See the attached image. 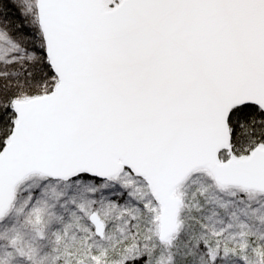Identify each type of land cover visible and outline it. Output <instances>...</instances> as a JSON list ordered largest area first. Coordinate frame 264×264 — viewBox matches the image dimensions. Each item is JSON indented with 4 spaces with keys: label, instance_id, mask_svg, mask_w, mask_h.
<instances>
[{
    "label": "snow or ice",
    "instance_id": "snow-or-ice-1",
    "mask_svg": "<svg viewBox=\"0 0 264 264\" xmlns=\"http://www.w3.org/2000/svg\"><path fill=\"white\" fill-rule=\"evenodd\" d=\"M0 264H264V0H0Z\"/></svg>",
    "mask_w": 264,
    "mask_h": 264
}]
</instances>
